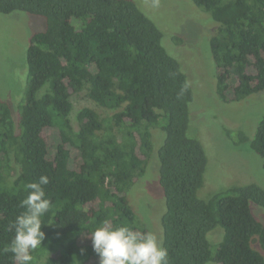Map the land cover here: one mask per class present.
<instances>
[{"label": "trees", "instance_id": "1", "mask_svg": "<svg viewBox=\"0 0 264 264\" xmlns=\"http://www.w3.org/2000/svg\"><path fill=\"white\" fill-rule=\"evenodd\" d=\"M190 1L218 25L209 41L218 99L237 103L264 91V0ZM14 12L40 17L46 26L26 49L18 117L11 119L0 101V264H17L8 250L9 225L23 211L25 185L41 175L49 177L45 191L53 207L32 264H99L90 234L105 222L147 231L127 195L145 173L158 127L168 264H264L252 247L264 251V225L250 208L264 209V189L250 184L208 201L197 197L207 159L189 136L193 91L154 21L131 0H0L1 15ZM80 95L106 114L81 108L74 131L71 98ZM247 141L238 133L236 145ZM250 146L264 172V116ZM217 227L222 237L213 250L207 234Z\"/></svg>", "mask_w": 264, "mask_h": 264}, {"label": "rangeland", "instance_id": "2", "mask_svg": "<svg viewBox=\"0 0 264 264\" xmlns=\"http://www.w3.org/2000/svg\"><path fill=\"white\" fill-rule=\"evenodd\" d=\"M131 1L162 32L163 46L180 62L193 91V102L189 106V136L201 143L207 159L203 185L197 197L208 201L212 196L233 187L250 184L264 189L262 159L250 146V139L264 116V91L237 103L224 104L218 99L216 64L209 46L211 37L216 33L217 23L190 0ZM45 26L44 19L23 12L0 14V101L9 107L11 119L13 116L18 117L19 107L26 95V49L30 37L44 30ZM176 37L181 38L180 44H176ZM71 103L69 116L74 131L78 130L76 115L81 108L90 107L100 115L106 114L84 95L73 96ZM226 130L229 132L228 137ZM238 133H243L249 141L236 145ZM163 139L161 127L151 131L152 149L145 173L127 195L129 205L139 221L147 231L155 233L161 243L165 199L158 183L157 153ZM250 208L253 217L264 225V209L253 203ZM221 237L222 230L219 227L207 234L213 250ZM252 247L264 257V251L258 243Z\"/></svg>", "mask_w": 264, "mask_h": 264}, {"label": "clouds", "instance_id": "3", "mask_svg": "<svg viewBox=\"0 0 264 264\" xmlns=\"http://www.w3.org/2000/svg\"><path fill=\"white\" fill-rule=\"evenodd\" d=\"M49 183V177L41 175L25 185L27 195L20 203L23 211L9 225L14 236L8 250L17 264H32L33 251L45 240L43 218L53 207L45 191ZM90 238L99 264H168L167 249L151 231L138 232L127 224L111 227L105 222L91 232Z\"/></svg>", "mask_w": 264, "mask_h": 264}]
</instances>
